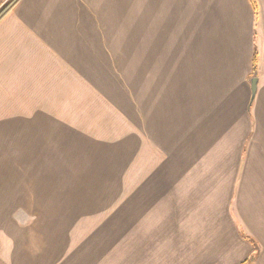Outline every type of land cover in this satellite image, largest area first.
I'll use <instances>...</instances> for the list:
<instances>
[{"label":"crops","instance_id":"0c3cea01","mask_svg":"<svg viewBox=\"0 0 264 264\" xmlns=\"http://www.w3.org/2000/svg\"><path fill=\"white\" fill-rule=\"evenodd\" d=\"M255 1L256 10L243 0L247 17H231V28L209 31L199 46L157 42L150 69L138 62L134 93L122 87L131 108L120 103L121 117L135 118L136 197L169 199L168 211L190 214V226L213 215L222 228L200 244V264L245 262L253 245L243 233L260 245L254 264H264V0ZM131 3L22 0L0 22V151L25 158L32 133L58 128L127 67L143 41L111 17H127ZM150 4L159 17L175 0ZM76 242L33 236L30 222L0 223V264H159V255H101Z\"/></svg>","mask_w":264,"mask_h":264},{"label":"rangeland","instance_id":"374dc122","mask_svg":"<svg viewBox=\"0 0 264 264\" xmlns=\"http://www.w3.org/2000/svg\"><path fill=\"white\" fill-rule=\"evenodd\" d=\"M130 1L127 17H111L112 26L126 30L131 41L142 39V50L129 53L127 67L109 85L96 87L93 98L80 101L74 116L57 119L61 124L47 134L32 133L25 158L17 149L0 151V223L30 222L33 236L70 237L101 255H159V264L173 255L200 264V244L222 228L210 220L213 215L190 226V214L168 211L169 199L136 197L139 161L130 129L135 118L133 112L121 117L120 103L125 111L131 108L122 87L134 93L135 69L139 60L150 69L154 44L199 46L209 31L231 28V17H247L245 5L243 0H175L161 6L156 17L151 0ZM143 1L148 5L139 4ZM12 156L15 165H5Z\"/></svg>","mask_w":264,"mask_h":264},{"label":"trees","instance_id":"16d2710c","mask_svg":"<svg viewBox=\"0 0 264 264\" xmlns=\"http://www.w3.org/2000/svg\"><path fill=\"white\" fill-rule=\"evenodd\" d=\"M22 0H8L6 2L0 0V22L9 14L11 13L14 8L21 2ZM252 3L254 5V8L256 10L257 8V3L255 0H252ZM255 67H256V59H255ZM253 101L251 102L250 107L252 106ZM243 236L248 239L252 245H253V249L251 251V254L249 256V258L243 262L242 264H254L255 261L257 260L258 254L260 252V245L258 244V242L251 236L246 235L243 233Z\"/></svg>","mask_w":264,"mask_h":264},{"label":"water","instance_id":"95a60500","mask_svg":"<svg viewBox=\"0 0 264 264\" xmlns=\"http://www.w3.org/2000/svg\"><path fill=\"white\" fill-rule=\"evenodd\" d=\"M257 78H254L252 79V90H253V93L256 92V89H257Z\"/></svg>","mask_w":264,"mask_h":264}]
</instances>
